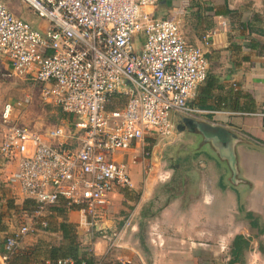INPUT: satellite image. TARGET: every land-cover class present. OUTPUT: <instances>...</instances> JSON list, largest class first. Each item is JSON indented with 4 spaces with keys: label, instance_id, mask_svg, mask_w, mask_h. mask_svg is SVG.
I'll list each match as a JSON object with an SVG mask.
<instances>
[{
    "label": "built area",
    "instance_id": "1",
    "mask_svg": "<svg viewBox=\"0 0 264 264\" xmlns=\"http://www.w3.org/2000/svg\"><path fill=\"white\" fill-rule=\"evenodd\" d=\"M21 1L45 26L35 28L0 0V55L10 64L4 75L32 81L45 101L80 122L33 130L14 119L31 96L7 102L0 154L18 159L10 183L35 201L34 216L43 227L45 213L64 202L79 207L84 223L105 234L96 221L106 215L112 193L134 187L130 164L120 157L138 147L145 162L153 156L144 147L147 137L168 140L175 135V116L204 112L190 101L208 78L206 49L215 32L202 35V46L189 44L181 19L154 14L161 0ZM139 35L144 41L137 48ZM33 232L26 224L7 237L0 264H8Z\"/></svg>",
    "mask_w": 264,
    "mask_h": 264
},
{
    "label": "crops",
    "instance_id": "2",
    "mask_svg": "<svg viewBox=\"0 0 264 264\" xmlns=\"http://www.w3.org/2000/svg\"><path fill=\"white\" fill-rule=\"evenodd\" d=\"M154 14L163 19H181L182 33L194 46L203 45V34L215 32L212 45L206 49L208 78L190 101L191 106L204 112L197 116H175V135L168 140L147 137L144 147L153 156L145 163L138 147L120 158L131 168L135 166L132 175L137 177L150 162L156 167L154 177H158L164 171L162 148L175 144L188 132L193 146H201L192 159L200 158L199 162L209 169L214 163L218 175L215 188L207 190L204 186L202 196L195 203H186V206L198 208L182 212L180 222H199V229L191 231L181 226L182 230L177 229L179 231L174 234L182 239L179 240L182 243L178 245L165 240L164 246L148 247L146 252L139 240L141 219L133 216L116 219L106 215L102 219L106 233L93 240L89 251L82 245L83 234L89 235L86 234L89 226L84 223L80 208L58 203L45 213L48 225L43 227L34 216L35 201L23 194L17 184L10 183L9 179L18 167L17 157L0 154V252H4L6 238L22 225L34 228L11 255L8 264H60L66 260L70 263L63 264H73L70 258L52 256L53 248L67 244L61 229L63 224L77 235L81 253H92L97 264H120L121 261L132 264H216L209 261L211 257H225L226 250L227 260H230L231 245L238 235L254 238L252 250L238 264H264V233L257 237L258 229L246 217L253 213L264 229V0H161L154 8ZM44 26V22H39L35 28ZM110 104L109 110L114 106ZM187 121L195 123L194 129L186 125ZM135 158L137 163L132 164ZM157 172H160L158 176ZM123 190L126 189L117 188L112 193L107 211L111 205L112 208L117 206L113 198ZM183 200L186 201H175ZM174 206V203H168L164 208V219H168V224L172 222L170 210ZM240 209L245 212L244 223L239 219ZM195 210L198 215H191ZM213 221L233 223L231 229L227 225L222 232L216 231L215 235L221 239L220 248H209L207 244L196 248L185 240L197 237L206 241L212 234L208 223ZM151 239L156 242L153 235Z\"/></svg>",
    "mask_w": 264,
    "mask_h": 264
},
{
    "label": "rangeland",
    "instance_id": "3",
    "mask_svg": "<svg viewBox=\"0 0 264 264\" xmlns=\"http://www.w3.org/2000/svg\"><path fill=\"white\" fill-rule=\"evenodd\" d=\"M3 1L17 17L32 23L34 27L38 26L39 22H44L21 0ZM143 39L142 35L136 37L137 48L140 47V43L142 45ZM7 65V60L0 55V115L7 102L16 101L25 95H29L32 98V102L28 106L14 111V119L18 124L28 126L33 130L45 131L46 129L61 124H70L72 127L75 123L80 122L76 117L69 120V118L63 116L60 107L54 105L52 102L45 101L42 98L41 89L32 81L14 75H4L10 72L9 66ZM110 107L111 104H108V108ZM187 133L184 138L180 139L175 144L162 148L164 157L161 160V164L162 170L164 171H160L161 178L158 176L160 172H157L158 177H154L153 174L154 169L156 171V167L150 164V162L145 168L146 170L143 168V163L140 162V167L143 168L144 171L141 170L137 177L134 173L133 175L131 174L135 166L131 168V165H129L131 177L133 176L134 187L132 189L123 190L120 194L117 193L115 198H113L117 206L114 207V209L111 205L106 212L107 216L113 215L116 219H125L129 216H133L135 219H141L143 225L142 231L146 239L147 247L164 246L166 244L165 240H168L169 243L179 245V243H182L179 240L182 239L176 238L174 232L179 231L177 229L182 230L181 226H185L191 231H194L195 228L199 229V222L193 221L189 222V224L180 222L182 214L185 211L196 208L194 206H186V203H195L202 196L204 186L208 190L209 187L215 188L217 185L218 175L214 168V163L212 164V168L209 169L199 162L200 158L192 159L193 153L198 151L201 146H193L191 138ZM80 135L81 133H79L77 137ZM197 137L200 140V136L197 135ZM204 157L207 159V156L204 155ZM220 163L221 162H219V164ZM150 171L153 173L150 174ZM206 177H208L207 180L205 179ZM177 199H186V201L177 202L175 201ZM168 203L175 204L172 210H170L172 214L171 225L166 222L168 219L166 221L164 219V208L167 207ZM179 212L181 213L179 214ZM238 214L240 222L244 223L243 221L246 219L245 212H239ZM191 215H198V210L191 212ZM103 218L99 217L96 222L98 224H103ZM208 224L209 231L212 232V234L206 241H201L197 237L186 238L185 240L189 241L192 247L196 248L200 247V245L204 246L205 244L209 245V248H220L221 239L215 235L216 231L222 232V229L227 225L229 226L228 228L231 229L230 226H232L233 223H216V221H213ZM88 229L89 233L86 234L89 235H85L83 232L82 245L84 248L87 247L90 251L93 247V240L100 237L101 234L96 232L95 228L88 227ZM152 235L156 238V242H152ZM228 242L229 240H227V243ZM227 252L228 250L223 254L225 257L219 255L217 259L211 257L212 260L209 261L216 264H226L229 258ZM149 258H151V255ZM195 260L198 261V259Z\"/></svg>",
    "mask_w": 264,
    "mask_h": 264
},
{
    "label": "trees",
    "instance_id": "4",
    "mask_svg": "<svg viewBox=\"0 0 264 264\" xmlns=\"http://www.w3.org/2000/svg\"><path fill=\"white\" fill-rule=\"evenodd\" d=\"M64 117L69 118V120L73 119L74 117L72 115H67L63 113ZM65 205L64 202H61ZM36 210V208H35ZM240 212H244L243 209H240ZM246 217L248 219L252 220V225L255 229H258V235H262L264 233V229L259 226V220L254 216L253 213L246 214ZM61 229L63 230L65 240H67V244L60 245L57 248L52 249V256L53 257H61V258H70L74 261L73 264H97L96 259L91 255H86L85 253H81L79 250V244L77 241V235L73 233L72 229L66 228V225H62ZM139 240L143 248L146 252L149 251L148 247L146 246V239L143 235V225L142 223L139 225ZM253 237H246L244 235H238L232 242L231 245V252H230V260L227 264H238L243 261V258L245 257L246 253L252 250V242ZM259 249H262L260 246ZM1 253V252H0ZM4 253V252H2Z\"/></svg>",
    "mask_w": 264,
    "mask_h": 264
},
{
    "label": "flooded vegetation",
    "instance_id": "5",
    "mask_svg": "<svg viewBox=\"0 0 264 264\" xmlns=\"http://www.w3.org/2000/svg\"><path fill=\"white\" fill-rule=\"evenodd\" d=\"M186 125H188L190 127V129H194L195 123H193L192 121L186 123ZM199 134H196V136Z\"/></svg>",
    "mask_w": 264,
    "mask_h": 264
}]
</instances>
